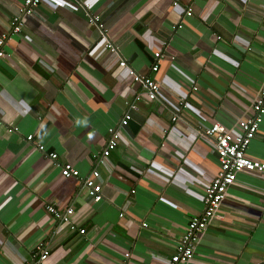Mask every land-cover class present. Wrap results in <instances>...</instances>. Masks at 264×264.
I'll return each instance as SVG.
<instances>
[{
  "label": "crops",
  "instance_id": "obj_1",
  "mask_svg": "<svg viewBox=\"0 0 264 264\" xmlns=\"http://www.w3.org/2000/svg\"><path fill=\"white\" fill-rule=\"evenodd\" d=\"M23 4L0 0V37ZM5 52L0 264H34L41 241L51 250L48 264H166L191 218L204 212L206 186L219 168L203 131L248 117L264 83V0H47ZM121 59L156 79L157 99L129 108L142 88ZM127 112L132 119L123 128ZM111 127L121 140L99 166L103 199L94 202L82 179ZM248 155L264 161V121ZM65 163L80 177H64ZM48 204L72 207L85 234L55 220ZM221 212L190 264H264V175L239 174Z\"/></svg>",
  "mask_w": 264,
  "mask_h": 264
},
{
  "label": "built area",
  "instance_id": "obj_2",
  "mask_svg": "<svg viewBox=\"0 0 264 264\" xmlns=\"http://www.w3.org/2000/svg\"><path fill=\"white\" fill-rule=\"evenodd\" d=\"M47 0H24V4L19 10V14L10 19V33L0 37V64L6 57L5 45L7 40L13 34H20L23 30L25 18L32 15L35 10ZM191 3L193 0H190ZM174 6H178V1L173 2ZM187 16H192V9H186ZM98 17L91 19L92 23H97ZM99 26L103 27L101 23ZM181 26L177 27L180 28ZM175 29V27H174ZM105 47L113 54H119L118 49L111 43H106ZM163 54L158 50L154 53V63L151 67L152 72L159 70V63ZM119 65L127 68L130 76L134 81L141 85V93L135 96V100L127 102L129 108L135 110L136 103L146 98L153 101L157 99L160 84L156 79L149 75H142L131 68L126 60H120ZM181 106H185L184 99L180 101ZM132 119L130 112L123 117L120 125L125 128ZM178 117H174L173 121H177ZM264 121V83L254 98L252 104V113L248 117L239 119L233 126L227 127L219 122H215L211 127L203 131L202 135L212 141L217 152L219 160V168L217 173L207 184L205 195L203 197L205 210L200 216H194L189 221L187 228L182 234L176 253L166 262V264H190L196 255L197 246L202 234L215 221L222 219L221 207L227 196L229 188L237 182L238 175L242 173H258L264 175V161L254 159L248 155V150L256 138ZM16 128H10V132ZM105 147L100 154H97L93 162V169L82 179L83 187L87 196L94 202H100L103 199V185L100 182L101 174L99 166H104L108 158L117 149L121 140V132L116 127H111ZM29 143L33 142V136L27 137ZM38 149L42 152L46 151L44 145H38ZM49 159L56 162L58 155L56 153L47 154ZM62 175L67 178H79L80 172L70 163H65L61 167ZM135 193V190H132ZM47 212L52 215L55 220L69 226L72 231H79L85 234V229H79L77 222L74 221V209L72 207L66 210H59L54 204L46 206ZM123 216V214L121 215ZM147 227L146 223L143 224ZM37 260L34 264H48L51 258V250L45 241H41L37 246Z\"/></svg>",
  "mask_w": 264,
  "mask_h": 264
}]
</instances>
